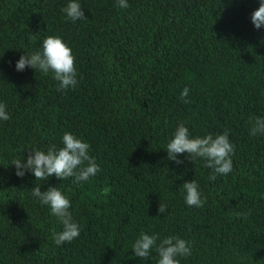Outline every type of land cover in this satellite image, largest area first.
Instances as JSON below:
<instances>
[{"label": "trees", "instance_id": "16d2710c", "mask_svg": "<svg viewBox=\"0 0 264 264\" xmlns=\"http://www.w3.org/2000/svg\"><path fill=\"white\" fill-rule=\"evenodd\" d=\"M65 2L0 0V101L10 117L0 121V264H144L131 249L141 230L190 241L181 264H264V135L249 133V117L264 116V27L250 20L259 0H129L125 9L80 0L86 17L75 22L63 18ZM49 34L71 47L77 87L57 91L51 73L15 69ZM180 121L193 135L229 132L230 173L209 180L200 158H167ZM64 131L90 144L94 177L15 175L13 158L59 146ZM191 179L200 207L181 195ZM35 184L67 193L79 236L53 242L61 225L32 197Z\"/></svg>", "mask_w": 264, "mask_h": 264}, {"label": "clouds", "instance_id": "9594fccd", "mask_svg": "<svg viewBox=\"0 0 264 264\" xmlns=\"http://www.w3.org/2000/svg\"><path fill=\"white\" fill-rule=\"evenodd\" d=\"M119 8L129 6V0H116ZM64 19L75 22L84 19V9L80 0H66L61 7ZM253 27H264V0H259V6L250 16ZM17 71H23L26 66L40 70L42 73H51L57 81V91L68 90L78 86L77 69L74 65V54L68 43L58 34H49L41 37L39 46L31 52L23 51L14 62ZM189 88L185 86L181 97H186ZM9 113L3 101H0V121L8 120ZM249 133L251 135H264V116H250ZM90 144L86 139L77 136L71 131H64L60 136L59 146L52 144L45 148L30 146L26 158H13L11 164L15 166V175L22 177L25 170L32 173L37 179L55 176L60 181L71 178L72 183L79 184L94 177L100 170L96 157L90 154ZM167 158L181 163L180 153L194 161L200 158L205 167L209 168V180H215L217 175L224 176L233 168V143L227 130L213 134L208 132L203 136L193 135L183 121L177 122L167 139L165 148ZM181 193L186 205L200 207L204 203L199 184L195 179L185 180ZM33 198L42 205H46L61 228L53 232V242L61 245L70 242L79 236L81 227L70 211L71 201L62 188L48 185L41 190L40 184L30 188ZM165 206L159 204V211L164 212ZM132 255L142 258L144 264L152 260L155 252V264H181V258L191 254V242L178 234L161 236L159 233H149L141 230L131 244Z\"/></svg>", "mask_w": 264, "mask_h": 264}]
</instances>
